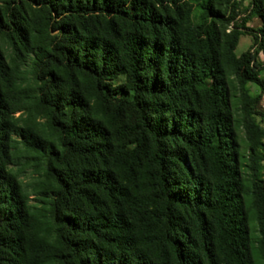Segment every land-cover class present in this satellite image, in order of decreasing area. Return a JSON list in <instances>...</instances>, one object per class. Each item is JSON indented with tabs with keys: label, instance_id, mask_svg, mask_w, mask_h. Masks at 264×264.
Masks as SVG:
<instances>
[{
	"label": "trees",
	"instance_id": "obj_1",
	"mask_svg": "<svg viewBox=\"0 0 264 264\" xmlns=\"http://www.w3.org/2000/svg\"><path fill=\"white\" fill-rule=\"evenodd\" d=\"M153 1H22L47 12L34 101L57 136L16 128L0 90V264H264V182L246 178L248 150L264 158L261 129L246 105L232 118L227 78L262 84L264 0L255 53L241 57L243 33L220 34L222 4L201 0L192 26L186 0ZM27 22L20 5L0 12L14 47L32 37ZM53 65L74 84L63 94ZM11 133L42 166L37 205L7 170Z\"/></svg>",
	"mask_w": 264,
	"mask_h": 264
},
{
	"label": "rangeland",
	"instance_id": "obj_2",
	"mask_svg": "<svg viewBox=\"0 0 264 264\" xmlns=\"http://www.w3.org/2000/svg\"><path fill=\"white\" fill-rule=\"evenodd\" d=\"M25 0H0V12L4 13L9 4L12 7L22 6L27 13V18L30 23L27 22V28L32 30L31 38L25 45L14 47L5 32L0 31V57L2 58L5 69L4 76L0 78V90L4 95L5 101H7L11 107V110L7 116L16 128L22 130H29L42 139L48 142H54L57 134L48 126L47 110L38 107L34 101V97L38 95L40 83L33 79L32 73L37 61V55H41L46 51H49L48 45L51 39L45 34V20L47 17L46 10L23 3ZM148 2H154L153 0H147ZM216 3L222 4V15L220 21L217 22L220 34L226 37L230 36L234 30H239L243 33L240 36L238 47L235 51L237 57H241L242 54L250 51L255 53L256 47L254 46L253 31L256 32L263 27V23L260 18L253 15V8L255 0H214ZM201 0H186L191 15V25L198 24L199 4ZM106 20L101 19L98 25L93 24V29L97 28L98 33L102 36L106 35ZM105 31V32H104ZM58 32L50 34V37H56ZM258 61L261 63L259 71V79L262 84L248 83L246 87L240 85L237 77L229 72L227 77L231 82V93L236 96L237 109L233 111V119L241 121L243 119L244 109L246 106L253 111L252 117L254 118L256 125L261 131H256L257 139L260 138L261 143L264 145V54L260 53ZM48 71H53L56 78L60 80V93L67 92L74 84L68 80L65 69H57L56 66H50ZM59 82V80H58ZM114 87L124 86L127 82L126 78L121 77L115 80L108 81ZM81 91L84 87L80 83ZM132 95H130V98ZM246 105V106H245ZM109 117H107V123ZM238 135L240 142H248L247 131L242 125L239 128ZM11 139L16 142L15 147L11 149L10 162L7 165V170L19 183L23 189L29 205H37L38 196L37 191H41L43 188L39 186L43 180V170L40 161L35 160L37 156L30 154L21 143L22 139L17 134L11 133ZM260 149H257L260 153H263ZM252 153L248 150L247 157L249 160V170L247 177L258 183L264 182V158L261 156V160H250ZM37 159V158H36Z\"/></svg>",
	"mask_w": 264,
	"mask_h": 264
}]
</instances>
